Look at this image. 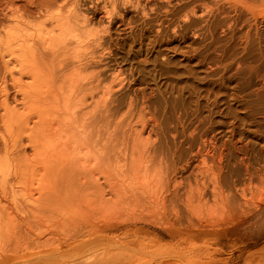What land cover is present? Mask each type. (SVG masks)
<instances>
[{
  "label": "rangeland",
  "instance_id": "374dc122",
  "mask_svg": "<svg viewBox=\"0 0 264 264\" xmlns=\"http://www.w3.org/2000/svg\"><path fill=\"white\" fill-rule=\"evenodd\" d=\"M147 1L0 0V41L18 16L48 28L74 11L79 43L63 54L98 57L76 78L100 73L136 94L98 137L97 177L54 166L40 203L27 191L42 164L0 174V264H264V0H193L211 15L198 7L182 26ZM4 70L0 58V83Z\"/></svg>",
  "mask_w": 264,
  "mask_h": 264
},
{
  "label": "bare ground",
  "instance_id": "6f19581e",
  "mask_svg": "<svg viewBox=\"0 0 264 264\" xmlns=\"http://www.w3.org/2000/svg\"><path fill=\"white\" fill-rule=\"evenodd\" d=\"M146 2L148 1L146 0ZM197 2L200 1L164 0V8L167 13L172 15L177 14L175 16L177 19L175 23L178 26H182L188 24L187 20L190 16L197 13L198 7L200 15L205 12V15H211L206 3L201 2L197 5ZM73 13L74 11H68V13L64 15H52L50 19L51 25L48 28L44 23H40L38 26L34 27V25L29 22L21 21L18 16V25L14 30L7 33L4 41H0V58L5 67L4 75L1 77L0 83V122L4 127L2 129L6 132L4 134H8V139H10V144L6 152L3 153V156L0 155V174L6 176L12 173L13 170L15 172L21 171L20 173L23 174V171H26L27 167L29 168L32 166L30 163H40L38 166L42 164L43 167L40 169L42 173L34 175L35 173L33 172V175H31L32 179L29 177V188L27 186L25 188H28L27 192H29L28 194H30V196L27 195L32 202L41 201L44 197V192L47 193L46 187L45 191L41 193L40 190L42 189H40L41 187L39 188L38 185L40 186L46 176L49 177L48 175H50L54 166L57 168L60 166V171H57L61 172V174H67V172L70 173V171L73 172V168L76 167L80 170H78L79 172L89 170V172L91 171L90 174L92 173L93 176L97 177L94 171H99L98 169L101 163L106 164L104 163L106 161L104 159L106 156L103 158V155L98 153V141H100L98 137L103 131H105L104 134L107 133L106 125L108 124L110 127V119L115 117L114 115L121 105L120 97L125 96L121 94V88L124 86V82L121 83L122 79L116 82V78H112L113 81L108 85H104L102 83L105 78L101 77L100 73L96 74L95 78H86V80H84V78L79 80L76 78L78 73L96 64L98 57L93 54L88 55L89 53L86 55H72L71 53V56L63 54L72 41L79 43L78 37L80 33H77L79 22L76 17L72 19ZM83 19L84 22H89L87 18L83 17ZM100 38L99 36L93 41L97 42ZM77 51L75 53H77ZM9 80L14 90L11 101L8 96L7 83ZM127 95L128 94L125 96L126 98L128 97L126 99L127 110L130 108V112H132L134 110L131 107H133L136 101L134 100L136 99V94L134 96ZM78 96L82 97L81 105L85 106V109H89L86 113L82 112L85 110L82 107L76 110L73 105V102L75 103L78 98H80ZM76 98L77 100L75 101ZM141 102H143L141 108H144V105L148 101L144 100ZM79 103L80 102H78V104ZM77 112L82 114L79 119L74 115ZM113 126L115 128V123ZM117 127L116 125V128ZM79 128L84 130H79ZM114 128L112 129L116 132ZM113 130H108V133H112ZM108 133L106 134L107 136ZM123 134L122 132V137ZM129 134H131V132H129ZM6 136L7 135H5V137ZM103 145H105V143H102V146ZM122 157L123 156H121V158ZM103 159L104 162H102ZM35 168L36 166L34 170ZM18 173L15 174L18 175ZM106 173L107 176L110 175L107 171ZM17 175H15L16 178ZM67 176L69 177L68 174ZM107 176L105 175V177ZM110 177L112 176L110 175ZM65 179L62 180L61 184H63V182L70 183L68 180L69 178L65 176ZM18 180L22 179L17 178V182ZM53 180L54 179H52V181ZM98 180L97 178V181ZM57 181L61 182L60 178H58ZM35 184L37 185L35 186ZM50 184L53 187V183ZM58 184L60 183L58 182ZM63 185V188H65L66 184ZM55 186H57V184L54 185V189ZM59 187L58 185L56 189H59ZM63 188L60 187L62 191L64 190ZM49 190L51 191V189ZM50 191L48 193H50ZM53 191L52 194L55 193V190ZM55 194H57V192ZM51 197L52 196H50V198ZM44 200H47V197ZM42 201L40 203H43Z\"/></svg>",
  "mask_w": 264,
  "mask_h": 264
}]
</instances>
